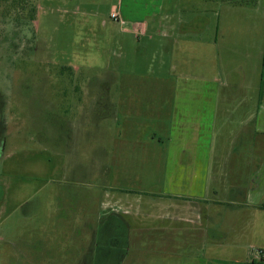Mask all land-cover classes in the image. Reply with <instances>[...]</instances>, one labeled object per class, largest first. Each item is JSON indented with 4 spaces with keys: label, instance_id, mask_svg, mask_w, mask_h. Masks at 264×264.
I'll use <instances>...</instances> for the list:
<instances>
[{
    "label": "rangeland",
    "instance_id": "374dc122",
    "mask_svg": "<svg viewBox=\"0 0 264 264\" xmlns=\"http://www.w3.org/2000/svg\"><path fill=\"white\" fill-rule=\"evenodd\" d=\"M159 1L37 0L35 16H29L22 25L13 21L15 12H8L9 18L0 15V117L5 125V130L0 128V137L4 135L5 139L0 148V237L12 245L11 264H38L39 252L46 251L50 257L49 252L56 255L60 249L65 251L63 248L77 246V237L67 236V227H71V234L74 226L57 223L59 204L65 201L72 187H79L93 197L83 209L88 211L83 216L91 217L98 224L97 257L105 254L110 257L107 264H116L121 249L119 256L123 258L126 254V258L118 264H152L157 253L151 241L141 246L134 238V243L130 241L127 246L124 239L118 247L112 239L125 220L134 231L144 224H155L156 193L179 190L173 180H167L173 166L165 165L175 151L171 155L164 142L159 143L160 147L142 141L141 136L146 135L149 127L144 125L143 115L132 112L129 123L123 122V115L111 102L113 96L131 91L134 86H138L137 91L150 86L142 85L147 81L129 83L133 78L150 76L154 80L157 75L137 72L139 39L121 34V26L110 12L115 6L121 9L123 17L134 22L147 13L146 7L150 11L162 10ZM166 2L170 4L171 0ZM174 2V15L181 14L182 7L187 8L185 16L189 19H195L201 12L206 25L199 29H203L205 40H217L215 49H224L232 43L233 54L227 49L222 57L226 62L231 57L228 62L235 68L244 48L254 50L264 38V0L245 4L225 0ZM15 28L19 30L18 35L10 39ZM189 31L192 37L200 38L195 34L197 30ZM34 45L36 49L30 50ZM184 53V72L194 78L204 77L212 59L209 47L204 48L201 62L192 59L189 51ZM119 55L123 60L118 68L115 63ZM248 63L244 97L252 99L257 82L252 69L256 65ZM145 70L141 68L139 72ZM209 73L208 69L206 74ZM218 78L221 80L223 76L219 74ZM146 97L142 95L136 99L137 103H161L158 98L145 100ZM255 108L253 100L248 106L249 114L255 113ZM240 115L238 112L232 123V131H236L230 138L231 144L239 139ZM122 125L132 126L133 137L128 138L127 134V141H117L115 145L117 126ZM206 149L196 151V156L210 164L206 161L212 152ZM225 154V161L230 160L232 153ZM111 165L119 169L114 181L108 176ZM222 180L223 177L213 183L211 187L217 188V192L210 195H220L224 188ZM196 189L199 193L198 183ZM91 208H96L94 213L89 212ZM104 218H108L105 225ZM102 225L108 235L101 232ZM36 249L35 254L32 250ZM20 253H26L27 258L21 259ZM50 262L67 263L56 259ZM0 264L9 263L0 259Z\"/></svg>",
    "mask_w": 264,
    "mask_h": 264
},
{
    "label": "crops",
    "instance_id": "0c3cea01",
    "mask_svg": "<svg viewBox=\"0 0 264 264\" xmlns=\"http://www.w3.org/2000/svg\"><path fill=\"white\" fill-rule=\"evenodd\" d=\"M174 1L169 4L160 0L162 10L150 11L146 7L147 13L135 19V23L123 17L119 10L121 18L135 28V31L125 28L120 33L139 39L135 63L139 69L146 70L139 72L137 68V72L154 73L157 79L133 78L129 83L147 81L142 85L150 86H143L140 91L134 86L136 91L120 92L111 102L123 115V122L129 123L132 112L143 115L145 124L139 122L149 127L146 135L141 136L142 141L148 145L164 142L171 155L175 151L165 165L173 166L167 180L179 186V190L171 189L177 193H156L155 224L139 227L137 242L142 246L151 241L157 253L152 264H264V255L258 254L264 250V38L260 39L258 48H244L235 68L228 62L231 57L227 62L222 57L227 49L233 54L232 43L228 48L215 49L217 40H205L203 29H199L206 25L201 12L195 19H189L185 16L187 8L182 7L181 14L174 15ZM189 29L197 30L194 33L200 38L192 37ZM208 47L212 59L205 68V76L198 79L199 75L194 78L184 72V52L189 51L192 59L201 62L204 48ZM121 60L123 57L119 55L115 63L118 68ZM247 63L256 65L252 69L257 77L252 99L244 97V82L250 70ZM219 74L223 76L221 80ZM142 95L147 96L145 100L158 98L161 103L138 104ZM253 100L255 113L249 114L248 106ZM238 112L241 114L239 139L231 144L230 138L236 131H232V123ZM135 116L133 119L137 120ZM131 127L117 126L115 145L117 141H127V134L128 138L133 137ZM203 148L212 152L206 161L210 164L196 156V151ZM225 152L232 153L230 160L225 161ZM118 170L113 165L109 168L108 176L113 181ZM222 177L223 191L220 195H210L217 192L211 186ZM176 247L179 248L174 250Z\"/></svg>",
    "mask_w": 264,
    "mask_h": 264
},
{
    "label": "flooded vegetation",
    "instance_id": "af4514ba",
    "mask_svg": "<svg viewBox=\"0 0 264 264\" xmlns=\"http://www.w3.org/2000/svg\"><path fill=\"white\" fill-rule=\"evenodd\" d=\"M29 1L30 0H0V11H5V13H0L2 17H8L9 18V13L8 12H15L16 16L13 18V21L15 24H23L26 19L29 18L30 13H35L37 11V0H33L31 2V7H29ZM34 1H36L34 3ZM2 2H7V4H3ZM35 16V15H34ZM3 19V18H2ZM21 27V26H20ZM17 28L14 29V36L12 35L10 39H13L18 35ZM8 38V36H7ZM31 50H35L36 46L34 47H29ZM2 118L0 117V128L2 130H5V125L3 121L1 122ZM5 141L4 135H1L0 137V148L3 145V142ZM68 196H66L65 201L61 204H59V213L60 216H58V221L57 223L59 224H68V225H73V230L72 233L70 234L71 227L68 226L67 228L69 229L68 235L69 237H74V235L77 237V246L75 248H63L65 251H61L62 249L58 250L56 252V255L51 252H49V256L47 255L46 251L45 252H39V257L36 260V263L38 264H53L50 261H54V259L60 261V263L67 262L65 264H98L99 261H102L103 264H107V262L110 260L109 256H106L105 254L101 255L99 254L97 257L96 253V248H97V237H98V224L95 222L91 217L83 216V214H86L88 211H83L84 208L88 207V202L90 200H93L92 195H89L86 191L83 189H79V187H72V189L67 192ZM30 202H27L29 204ZM96 208H91L89 212L94 213ZM108 218L110 217L109 212L107 213ZM104 218L105 222L104 225L107 223V219ZM116 221V220H115ZM122 228L119 227V231H117L114 236V239H112L115 244L118 247H121L124 243L128 244L131 242L134 243V238H137V233L134 231V229H131L130 223L126 222V220L122 223ZM119 224V225H120ZM102 225V230L101 232L104 233V235H108L106 233L107 230ZM130 230V232H129ZM100 233V232H99ZM110 234V232H109ZM113 234V235H114ZM110 236V235H109ZM108 241V239H106ZM121 243V244H120ZM121 245V246H119ZM32 249V247L30 248ZM33 252L35 251V254L37 252L36 250H32ZM11 254H12V245H9V243L4 240L2 237H0V259H2L4 262H7L11 264ZM121 254V249L119 250V254L116 257H119V261L117 259V263L123 262L122 260L126 258L125 256L122 258L119 256ZM15 255V253H13ZM21 259L25 260L27 258L26 253H20ZM114 262L116 258L113 256ZM97 259L99 261H97ZM122 259V260H121ZM30 264V262H29ZM55 264H58L55 263Z\"/></svg>",
    "mask_w": 264,
    "mask_h": 264
},
{
    "label": "built area",
    "instance_id": "2783aa9c",
    "mask_svg": "<svg viewBox=\"0 0 264 264\" xmlns=\"http://www.w3.org/2000/svg\"><path fill=\"white\" fill-rule=\"evenodd\" d=\"M110 14H111V17H112L113 19H115V20L118 21V23H119L120 26H121V29H125V28H127L129 31H135L134 25H133L132 23H127V22H125V21L121 18V15H120L119 10H118L117 7L114 6V7L111 9ZM258 254H263V255H264V250H259V251H258ZM263 255H261V256H263Z\"/></svg>",
    "mask_w": 264,
    "mask_h": 264
},
{
    "label": "trees",
    "instance_id": "16d2710c",
    "mask_svg": "<svg viewBox=\"0 0 264 264\" xmlns=\"http://www.w3.org/2000/svg\"><path fill=\"white\" fill-rule=\"evenodd\" d=\"M225 1L234 2L235 4H245V3H251V2L254 3V2H256V0H225ZM29 16L30 17H34V14L30 13Z\"/></svg>",
    "mask_w": 264,
    "mask_h": 264
}]
</instances>
